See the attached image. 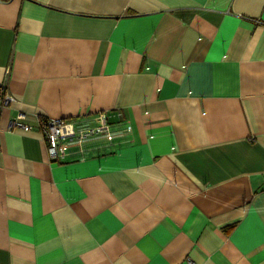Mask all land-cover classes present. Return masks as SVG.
<instances>
[{"label":"crops","instance_id":"obj_1","mask_svg":"<svg viewBox=\"0 0 264 264\" xmlns=\"http://www.w3.org/2000/svg\"><path fill=\"white\" fill-rule=\"evenodd\" d=\"M3 81L0 264H264V0H0Z\"/></svg>","mask_w":264,"mask_h":264},{"label":"built area","instance_id":"obj_2","mask_svg":"<svg viewBox=\"0 0 264 264\" xmlns=\"http://www.w3.org/2000/svg\"><path fill=\"white\" fill-rule=\"evenodd\" d=\"M15 101V97L10 93L7 83H0V109L4 105L10 104ZM107 111H101L95 115L91 121L87 120H71L61 117L44 118L41 122V130L46 141L47 153L50 159H61L63 154L58 152V146L63 141L76 140L82 141L87 137L99 135L108 131ZM24 114L20 113L14 120V124L20 127L27 128L29 124L24 122Z\"/></svg>","mask_w":264,"mask_h":264},{"label":"rangeland","instance_id":"obj_3","mask_svg":"<svg viewBox=\"0 0 264 264\" xmlns=\"http://www.w3.org/2000/svg\"><path fill=\"white\" fill-rule=\"evenodd\" d=\"M109 132H110V131H109V129H108V131H106V132H104V133H105V135H107V134L109 135ZM104 133H101L100 135H102V134H104Z\"/></svg>","mask_w":264,"mask_h":264}]
</instances>
